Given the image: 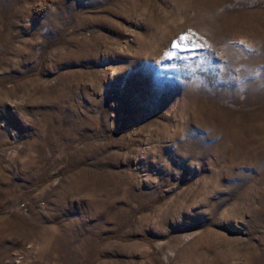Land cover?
<instances>
[{"label": "rangeland", "instance_id": "1", "mask_svg": "<svg viewBox=\"0 0 264 264\" xmlns=\"http://www.w3.org/2000/svg\"><path fill=\"white\" fill-rule=\"evenodd\" d=\"M0 264H264V0H0Z\"/></svg>", "mask_w": 264, "mask_h": 264}, {"label": "snow or ice", "instance_id": "2", "mask_svg": "<svg viewBox=\"0 0 264 264\" xmlns=\"http://www.w3.org/2000/svg\"><path fill=\"white\" fill-rule=\"evenodd\" d=\"M180 39L183 40V39H185V37L182 36V37H180ZM174 47H175V45H174Z\"/></svg>", "mask_w": 264, "mask_h": 264}]
</instances>
